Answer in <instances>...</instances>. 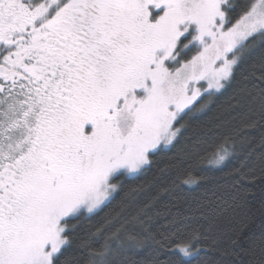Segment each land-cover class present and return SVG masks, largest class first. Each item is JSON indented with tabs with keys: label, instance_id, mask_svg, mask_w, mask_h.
Here are the masks:
<instances>
[{
	"label": "snow or ice",
	"instance_id": "6c2138e0",
	"mask_svg": "<svg viewBox=\"0 0 264 264\" xmlns=\"http://www.w3.org/2000/svg\"><path fill=\"white\" fill-rule=\"evenodd\" d=\"M229 92L213 138L178 148ZM233 161L197 217L134 228L154 166L159 195ZM257 175L264 0H0V264H196L213 233L264 264V196L242 183Z\"/></svg>",
	"mask_w": 264,
	"mask_h": 264
},
{
	"label": "trees",
	"instance_id": "16d2710c",
	"mask_svg": "<svg viewBox=\"0 0 264 264\" xmlns=\"http://www.w3.org/2000/svg\"><path fill=\"white\" fill-rule=\"evenodd\" d=\"M258 74V73H257ZM231 93H227L219 98L218 107L213 108L211 112L206 115H199L198 119L190 122L188 130L184 133L181 140V147L186 144L194 143L197 140L204 141L213 138V130L218 122V117L220 116L219 105H223ZM257 139H258V134ZM175 151V150H174ZM172 155V153H168ZM206 164L207 161H202ZM239 167L237 161H233L229 164L227 168L223 171H212L206 173H193L191 177H186L185 179H190L192 183L189 186L180 185L170 193L160 192L157 195V189H152L150 184L155 175H158V170L154 166L144 177L140 180L134 181L135 184L145 185V193L142 196L141 208L148 205L146 209L147 215L143 218L142 222H136L134 228L136 230L145 229L153 234L163 233L169 227V221L177 216H185L190 218H195L198 216L197 205L195 200L201 198L208 189L215 186V183L219 181L220 183L230 182L232 177L229 173L233 168ZM254 179V182H253ZM201 180H207L208 183H201L199 187H196V183ZM167 179L164 178L162 183H166ZM245 187L251 190L254 194L255 199L253 203L258 207L259 201L262 196H264V183H261L259 176L252 178L248 177L246 180L242 181ZM251 231L248 235H259L261 230V222L257 214V219L251 224ZM229 231V226H224L221 228L220 232L227 233ZM218 234L213 233L209 241L202 245L204 249L201 255L198 257L196 264H239L241 259H244L241 255L233 254V248L227 241V236H223L219 239V243L213 247L212 240L217 239ZM159 239V236L157 237ZM239 251V249H235ZM148 253L144 252L141 255H134L133 259L136 261H141L147 259Z\"/></svg>",
	"mask_w": 264,
	"mask_h": 264
}]
</instances>
